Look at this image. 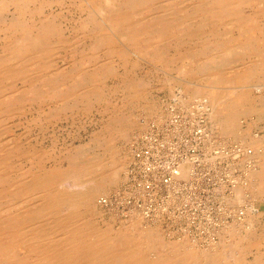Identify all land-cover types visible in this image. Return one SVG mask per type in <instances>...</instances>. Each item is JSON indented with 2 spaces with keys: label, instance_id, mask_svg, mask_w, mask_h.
<instances>
[{
  "label": "bare ground",
  "instance_id": "bare-ground-1",
  "mask_svg": "<svg viewBox=\"0 0 264 264\" xmlns=\"http://www.w3.org/2000/svg\"><path fill=\"white\" fill-rule=\"evenodd\" d=\"M59 1L0 0V264H264V242H259L264 239V233H257L258 237L254 238V234L241 230L253 228L256 219L264 214L252 202L251 207L246 204L243 205L245 208L241 207L247 198L259 197V201L264 202V137L253 136L239 127L241 117L254 113H259L257 122L264 121V94L261 91L264 83L259 82L264 81V0L72 2L80 8L82 15L86 14L79 28L88 32L84 36L94 40L83 61L97 58V52L105 58V62L100 60L92 67H99L96 74L90 73L95 75L86 72L92 71L91 68L75 65L66 72L56 65L58 59L54 55L64 49L70 39H60L54 25L56 17L53 18L52 12L45 14V9L60 5ZM226 1L235 7L223 8ZM217 8L222 10L217 12ZM247 8L251 10L247 11ZM100 15L104 18H99ZM144 15L148 18H143ZM105 30L109 33L103 34ZM171 48L175 53L172 52L174 55L169 58ZM130 49L131 53L140 52L165 67L175 60L193 66L178 73L175 82L181 89L171 95L174 106L205 113L206 121L213 125V137H218L217 141L213 137L205 138L208 149L215 143L224 145L230 137L242 140L231 148L234 152L229 150L226 154L218 150L211 159L208 158L213 163L229 157L237 165L250 166V170L245 171L246 183L233 186L229 207L225 206L232 223L225 227L227 229L223 230V227L210 242H195L187 237L166 242L159 231L138 226L139 219H129V223L115 232L113 229L99 230L77 214L79 207L90 206L99 190L117 180L121 164L106 135L94 140L97 149H101L100 154H94L92 147H87L81 153L69 155L70 161L63 173L58 170L57 173L46 172L41 168L44 166L40 167L38 157L34 161L36 171L15 167L20 161L14 163L13 159L25 153L13 145L17 143L10 137L5 139L8 131L5 120L21 109L20 102L31 94L38 104H44L46 98L53 99L55 111L59 103L63 104L58 110L68 108L95 92L96 77L108 73V70L102 71L108 55L125 54ZM69 80L74 82L65 86ZM18 82L21 86L16 88ZM155 116L156 121L163 118L162 113ZM127 122L122 117L112 118L104 130L119 134ZM134 124L131 122L132 127ZM28 156L34 158L33 154ZM192 172L191 161L181 163L167 185V191L180 189L182 182L192 178ZM64 181L71 185L86 184V187L80 192H61L57 185ZM91 182L92 185H87Z\"/></svg>",
  "mask_w": 264,
  "mask_h": 264
},
{
  "label": "rangeland",
  "instance_id": "rangeland-1",
  "mask_svg": "<svg viewBox=\"0 0 264 264\" xmlns=\"http://www.w3.org/2000/svg\"><path fill=\"white\" fill-rule=\"evenodd\" d=\"M185 1L187 2L188 0H177L175 2L186 3ZM72 2L80 3L81 0H61L59 1L60 5L48 6L45 9V14L52 12L53 18L56 17L54 25L61 36L60 39L64 41L70 39L65 43L64 49L62 48V50H59V53L54 55L58 59L56 65L61 71L66 72L70 71L75 65L91 68L92 71L86 72H89L88 74L92 72L96 74L99 67L98 69L92 67L100 60L105 62V58L97 52V58H93L89 62L83 61L84 57L89 55L87 54L85 56V53L90 51V45L94 40L91 37L84 36L88 32L79 28L80 21L86 17V14L85 16L82 15L79 11L80 8L75 7ZM225 3L223 7L225 9L235 7L228 4L230 3L229 1ZM220 10L222 8H217V12ZM250 10V8H247V11ZM145 15L143 18H148ZM98 17L104 18L103 15ZM105 33H109V31H103V34ZM131 51L132 49L127 50L125 54L116 53L108 55V62L104 64L103 70L101 69L102 71L108 70V73L96 77L94 85L95 92L89 94L87 97L80 98L75 104L71 102L74 105L67 106L68 108L58 110L63 104L59 103L55 111L54 107L56 104L53 102V99L46 98L48 100H45L44 104L40 103V105L35 100H32L31 94H28L20 102L21 105H18L21 109L5 120V124L8 127V134H5V139L10 137L12 139H10L11 141L17 143L13 145L18 146L19 150L21 149L25 153V155H18L17 159L16 157L13 159V162L20 161L15 167H20L27 171H36L37 164L34 161L37 159L35 157H38L41 159L39 163L40 167L44 166L41 168L46 172L56 171L57 173L58 170V172L63 173L67 170L71 155L81 153L87 147H92V152H95L94 154H100L101 149H97L94 140L106 135L111 140L110 145L115 152L116 159L121 164V166L119 165L121 168L118 172L117 180L104 190H99L95 201L87 208L83 206L79 207L76 210L77 214L99 230L113 229L112 231L115 232L122 229L124 224L129 223V219H137V221L139 219L138 226L144 230L159 231L162 233V239L166 242L183 237L192 239L195 242H210L212 238L214 239L218 235V232H221L223 227V230L227 229L225 227H228L232 223L228 212L225 210L226 207H229L228 201L232 197L233 186L237 183H246L245 171H249L250 166L246 164L243 166L237 165L236 161L229 157L223 159V161L220 160V162H218L219 160H216L217 162L213 161V163H210L208 158L210 157L211 159V156H214L219 151H224L227 154L229 150H232L231 148H235L238 142L242 140L230 137V139H226V142L224 141V145L215 143L211 145V149H208L209 145H205L206 139L214 135L213 125L206 121L205 113H198L195 109V111L191 112L178 108L174 106L175 102L172 99L173 93L178 91L179 88L181 89V87L178 88L176 86L175 81H177V77H179L181 72L192 69L191 67L193 66L187 64V62L184 64H180L181 61L176 63L175 60L169 67H165L162 63L155 62L140 52L134 51L131 53ZM172 52H174L173 48L168 50L169 58L175 53ZM151 61L155 64L151 63ZM63 63L65 66H62ZM182 68L183 70H181ZM162 71L164 72L162 73ZM137 80L139 81L137 82ZM71 82L73 83L74 81H66L64 85L68 86L72 84ZM139 82L141 83L138 86ZM259 82L264 83L263 80ZM20 86L21 82L15 84L16 88ZM261 91L264 94L263 88ZM158 113H162L163 118L156 121L155 114L157 115ZM258 115L259 113H254L251 116L241 117L239 127L242 130L249 131L253 136L264 137V121L257 122ZM119 117L125 118L126 122L130 119L127 124L125 123L121 131H119V134H109V131L104 130L108 128V123L112 118L118 119ZM174 120L178 123L175 128L171 124V121L173 122ZM14 122L15 125H13ZM131 122H134L136 125L134 124V127H132ZM158 123L162 126L159 127L157 125ZM198 127L201 128L202 133H197ZM204 134L207 136L205 137ZM214 134L216 135L215 132ZM213 138L217 141L218 137L215 136ZM11 141H9V144H12ZM160 143L164 145L161 153L167 159L166 162L169 161V158L173 163L179 161L181 158L190 156L188 160L192 163L193 176L189 181L182 182L183 186L175 191H167L168 189L164 188L143 191L140 189V181L146 177V169L161 166L160 164L164 163L165 159H160L161 163L160 160L156 162L158 160L157 156L151 154L146 160L147 164H150V167L147 166L144 169L142 167H145V164L142 163L141 165L139 162V166L138 161H133L135 153L140 149L143 151L151 150L157 145L161 146ZM32 154L34 158L29 159L28 155ZM94 154L91 155L93 156ZM204 154H206V160H204L205 158L203 159ZM60 168L62 171H60ZM151 181L153 184L152 178ZM65 182L57 185V189L61 192H80L86 187V184L71 185L69 182ZM92 184L93 182L87 185ZM255 199L250 200L247 198L243 200L241 207L245 208L246 206H243L245 204L247 207H251V204L255 203V207L264 213V202L259 201L261 200L259 197ZM168 200L172 203H169ZM166 203L169 205H166ZM159 209H161V212H159ZM256 220L253 228L241 229L246 233L254 234V238L258 237L259 234L257 235V233H264V214L260 215ZM215 230L217 231L215 232ZM241 242L250 241L242 240ZM253 242L257 241L254 240ZM259 242H264V239L262 241L259 240Z\"/></svg>",
  "mask_w": 264,
  "mask_h": 264
},
{
  "label": "built area",
  "instance_id": "built-area-1",
  "mask_svg": "<svg viewBox=\"0 0 264 264\" xmlns=\"http://www.w3.org/2000/svg\"><path fill=\"white\" fill-rule=\"evenodd\" d=\"M171 124L173 125L174 128L177 127V125H178V123L176 121H173ZM197 133H201V128L197 129ZM163 147H164V145H161V146L157 145L155 148H153L151 150L149 149V150L143 151L142 149H140L135 153L133 161L134 162L138 161L141 164L142 163L146 164V166H145V168H146L147 166H150L147 164L146 160H147L148 156H150L151 154H154L158 157V160L156 162H158L160 159L164 158L161 155ZM188 158L189 157L182 158L179 161H177L176 163L175 162L171 163L170 161H168V162L165 161L162 166H156V167L151 168V169H146L147 170L146 171L147 173L145 174L146 177L142 181H140V187H141L140 189L143 191H151L154 188L167 189L166 187H167V185H169L171 183L172 177L174 175H176L177 168L179 167V165L181 163H183L184 161H189ZM153 162H155V161H153ZM151 178L153 180V186H152Z\"/></svg>",
  "mask_w": 264,
  "mask_h": 264
}]
</instances>
